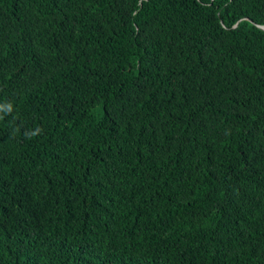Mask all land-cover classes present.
I'll return each instance as SVG.
<instances>
[{
    "label": "trees",
    "instance_id": "obj_1",
    "mask_svg": "<svg viewBox=\"0 0 264 264\" xmlns=\"http://www.w3.org/2000/svg\"><path fill=\"white\" fill-rule=\"evenodd\" d=\"M0 264H264V0H0Z\"/></svg>",
    "mask_w": 264,
    "mask_h": 264
},
{
    "label": "clouds",
    "instance_id": "obj_2",
    "mask_svg": "<svg viewBox=\"0 0 264 264\" xmlns=\"http://www.w3.org/2000/svg\"><path fill=\"white\" fill-rule=\"evenodd\" d=\"M9 112H11V107L9 108Z\"/></svg>",
    "mask_w": 264,
    "mask_h": 264
}]
</instances>
